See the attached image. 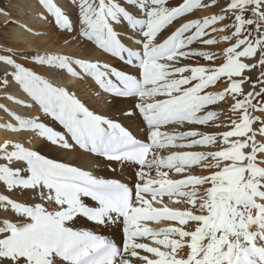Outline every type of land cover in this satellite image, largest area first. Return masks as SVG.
<instances>
[{
  "label": "snow or ice",
  "instance_id": "1",
  "mask_svg": "<svg viewBox=\"0 0 264 264\" xmlns=\"http://www.w3.org/2000/svg\"><path fill=\"white\" fill-rule=\"evenodd\" d=\"M37 5L38 17L84 54L37 53L33 63L46 73L38 74L17 63L15 52L0 49V90L38 113L25 118L5 108L15 121L5 130L35 133L59 150L99 158L113 172L133 168L135 179L130 186L98 178L5 139L0 187L32 202L0 194V264H264V0H72L74 19L53 0ZM209 8L221 11L191 18ZM222 43L228 45L222 59L193 47ZM91 48L138 75L94 62ZM198 58L208 66L185 63ZM257 68L260 76L245 93L246 74ZM73 80L93 82L120 117L90 110L65 82ZM222 80L228 86L211 91ZM10 88L21 98L7 94ZM229 99L227 121L219 122L224 113L214 108ZM125 120L139 121L143 141ZM172 125L228 130H162ZM198 148L207 150H192ZM165 222L169 226H149Z\"/></svg>",
  "mask_w": 264,
  "mask_h": 264
},
{
  "label": "rangeland",
  "instance_id": "2",
  "mask_svg": "<svg viewBox=\"0 0 264 264\" xmlns=\"http://www.w3.org/2000/svg\"><path fill=\"white\" fill-rule=\"evenodd\" d=\"M58 6H60L63 10H65L67 13H69L73 19L76 16V11L72 7V0H53ZM119 3L123 5L124 0H118ZM180 0H170V3L178 4ZM227 0H220L221 4H225ZM0 10H3V12L8 13V15H4L3 12H0V49L3 50L4 54H8L9 50L12 52H15V59L17 63H20L22 66L28 68L29 70H34L38 74L45 73V69L41 66H38L33 63L32 57L35 54H67L60 52L57 48L60 45H64L68 47V50H71V54L75 55H82L84 54L82 50L78 48V46H74L70 39L63 34H59L57 32L56 27L53 23H49L41 18L38 17V13L43 11L38 5L37 0H0ZM214 11V13H218L221 11L220 8H209L208 10H197L192 16V19L196 18H203L207 17L204 16L203 13H207L208 11ZM211 14V15H212ZM203 15V17H202ZM51 20L52 18L49 17ZM232 21H226V23H231ZM20 25H26L28 28H31L35 34H30L27 31H25L23 28L20 27ZM20 31H22V35L20 36ZM43 31H46L48 34L46 37H41V34ZM117 31L123 33L125 29L123 27L118 26ZM168 33V30H166V33ZM219 34V35H218ZM221 33H216L217 38H222ZM228 45L226 44H220L219 46H210L206 47L201 44H196L193 47L200 51H208V52H215L218 53L222 59L223 57V49H226ZM132 48L134 50H137V47L132 44ZM87 55L95 62L100 61L102 63H107L111 67H115L118 70L124 71L126 74H138L135 69L126 66L125 64H120L114 57H111L110 54L103 53L101 50L96 48H91ZM221 59L216 60V65H219L221 63ZM250 63L256 62L258 63V58L255 61H248ZM185 63L191 64L192 66L202 65V66H208L209 62L205 61L202 58H198L197 60L193 61H186ZM46 74V73H45ZM246 75L251 77V82L244 84V90L245 93L252 91L251 83H255L259 76H260V69H254L251 73H247ZM66 82V81H65ZM70 88L76 94L78 97L86 104L87 107H89L90 110L95 111L97 114H109V115H115L117 118L120 117V113L112 106L111 102H105L101 96H97L96 93L100 90L98 87L95 86V84L87 83V82H78L74 81L70 84H68ZM226 81L222 80L218 82L217 86L212 88L211 91L213 92H220L223 91L227 87ZM13 89H9L7 94H11L13 96H16V93L18 91ZM256 91H260L259 85L256 88ZM103 95V94H102ZM6 93L3 90H0V121L8 122L12 119L5 111L4 109L7 108L8 110L12 112L23 116H27V118L33 117L34 113L25 111L21 106L13 103L11 100L5 98ZM234 103L231 99L228 100L227 103H221L219 107L214 108V110L218 112L224 113V115L220 116L219 122H226L227 116L229 114V109L231 104ZM22 109L24 112H22ZM256 115H259L256 113ZM41 119L44 123L48 124L49 126H52L54 130L63 132L64 130L59 125H55L54 122L50 121L49 119L44 118L41 116ZM2 123L0 122V125ZM124 124L126 127H129V130L132 131L134 134H141L145 139V133L142 127H138L139 121L137 123L133 124L130 121L125 120ZM175 131L170 130V128L162 129L166 130L169 133L178 132V131H185V130H196L204 132L205 134H216L219 132H223L228 130L225 127H206V126H175ZM172 128V126H171ZM10 138L8 139L11 142H18L21 143L24 147L30 148L32 150H36L40 152L42 155H45L48 158L56 159L58 161L69 163L73 166H80L77 162V160L72 159L69 160L67 157V153H62L61 150H59L55 146H51L49 143L44 141L43 139L39 138L37 134L31 133V132H24L20 134H14L10 133ZM258 142H260V138L257 137ZM189 149H174L173 151H187ZM193 151H206L207 149L198 148V149H192ZM217 150V149H212ZM76 154H78L76 152ZM162 155L169 154L168 152L161 153ZM99 159V158H98ZM84 168H82L83 170ZM97 171L100 174L105 175L109 178H114L118 180H122L126 182L128 185L131 186L133 180L135 179L134 172L135 169L125 167L123 169L117 168L115 172L111 170V168L106 167L103 163L101 166L97 168ZM155 173L153 172V175ZM194 174L196 175H208L207 171H204L202 169H195ZM173 178L175 177V174L173 173ZM1 189V188H0ZM2 191V190H1ZM2 193V192H1ZM0 193V194H1ZM4 194V193H2ZM23 196L19 192L17 193H7L5 195H11V197L16 196V198H19L20 195L23 196L22 199H19L21 201H31L32 199L28 197L26 193ZM15 199V198H13ZM24 199V200H23ZM167 199V198H165ZM17 200V199H16ZM25 201V202H26ZM28 203V202H27ZM170 207H184L183 205H176V204H170ZM82 220V218H81ZM167 223V224H166ZM87 224L90 225V223H77V228H88L90 226H87ZM150 227H157L155 223L149 224ZM159 227H167L168 222L162 223L158 225ZM105 234V233H102ZM112 239H116L115 236H110Z\"/></svg>",
  "mask_w": 264,
  "mask_h": 264
},
{
  "label": "bare ground",
  "instance_id": "3",
  "mask_svg": "<svg viewBox=\"0 0 264 264\" xmlns=\"http://www.w3.org/2000/svg\"><path fill=\"white\" fill-rule=\"evenodd\" d=\"M55 3V2H54ZM215 11V10H214ZM213 10L212 11H208L207 13H203V15L204 16H207V15H211L213 12H214ZM203 15H202V17H203ZM20 36L22 35V31H20ZM48 34L46 33V31H43L42 32V34H41V37H46ZM219 35V34H218ZM220 36H221V34H220ZM123 42L127 45V46H129V47H132V44L131 43H129V40H127V39H124L123 40ZM60 52H63V53H67V54H71L72 53V51L71 50H68V47L67 46H62V45H60L58 48H57ZM98 62H100V61H98ZM102 63V62H101ZM72 82H74V80L73 81H70V82H68V81H66V83H68V84H70V83H72ZM87 83H91V84H94L93 82H91V81H86ZM11 92H14L15 93V90L13 89V91H11ZM12 94V93H11ZM16 97L17 98H21L20 97V93L18 92V93H16ZM12 110H14L13 108L11 109V111ZM22 112H24V110L22 109ZM38 113H34L33 115L35 116V115H37ZM23 117H25V118H27V116H23ZM2 124L0 125V143H3L4 141H5V139H9L10 137V132H8L7 130H5V125L6 124H9V123H12V124H15V121L13 120V119H11L10 121H8V122H4V121H0ZM175 129V127H173L172 126V128L170 127V130L172 131V130H174ZM175 131V130H174ZM134 134V133H133ZM138 139H140V140H144V137L141 135V134H134ZM61 152L62 153H67V157H68V159L69 160H72V159H75V160H77V162H79L78 164L80 165V166H82V168H84L83 170H90L94 175H96L98 178H108V179H112V178H109V177H106L105 175H103V174H100L98 171H97V168L99 167V166H101L102 165V162H101V160L100 159H96V160H93V159H90L88 156H86V155H80L79 153L78 154H76V151H71V152H69V151H64V150H61ZM121 182H123V183H126V182H124V181H122V180H120ZM127 184V183H126ZM1 189H0V193L2 192V193H4V195L6 194V191L3 189V187H0ZM2 190V191H1ZM1 193V194H2ZM8 193V192H7ZM20 194H22L23 196L25 195L24 193H20ZM11 196V195H10ZM23 196H21L20 195V197L19 198H16V196H13L12 198H15V199H17V200H19V199H22L23 198ZM24 200V199H23ZM26 201V200H25ZM26 202H28V203H31L32 202V200L31 201H26ZM167 224V223H166ZM87 226H90L89 224H87Z\"/></svg>",
  "mask_w": 264,
  "mask_h": 264
}]
</instances>
